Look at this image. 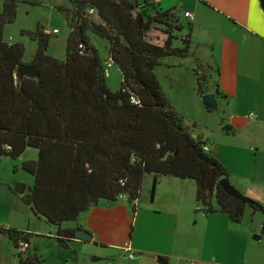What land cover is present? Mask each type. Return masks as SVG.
<instances>
[{"label": "trees", "instance_id": "trees-1", "mask_svg": "<svg viewBox=\"0 0 264 264\" xmlns=\"http://www.w3.org/2000/svg\"><path fill=\"white\" fill-rule=\"evenodd\" d=\"M0 1V158L17 160L36 149L37 159L21 165L34 178L30 191L22 183L13 191L34 216L59 228V243L76 230H60L61 225L76 223L99 201L126 196L135 205L148 174L152 193L161 177L194 181L196 204L226 213L232 224L241 223L247 209L264 216L257 200L243 205L221 190L228 171L206 142L193 137L194 126H187L155 77L162 60L192 56L190 25L185 32L173 11L150 13L137 0H66L69 8H57L69 28L65 59L47 54L51 35L42 28L22 31L37 43L27 65L38 69L39 77L17 79L25 47L3 41L4 27L16 20L17 1ZM157 26L163 27L162 43L150 38ZM89 33L108 42L106 65ZM108 65L121 73L116 91L107 85ZM208 72L200 64L195 70L199 97L208 93ZM0 235L13 246L30 238L2 227Z\"/></svg>", "mask_w": 264, "mask_h": 264}, {"label": "crops", "instance_id": "crops-1", "mask_svg": "<svg viewBox=\"0 0 264 264\" xmlns=\"http://www.w3.org/2000/svg\"><path fill=\"white\" fill-rule=\"evenodd\" d=\"M137 1L140 8L153 5L161 12L173 11L183 26V13L192 15L191 21L185 19L190 25L191 54L208 67L207 94L216 95L219 108L204 111L194 85L196 110L206 117H192L195 121L188 125L194 126L193 134L206 142L214 158L226 168L234 189L264 206L262 0ZM194 57L161 62L160 66L175 69L184 65L191 69ZM157 75L155 71L156 79ZM249 114L255 118L248 119ZM178 180L161 177L160 189H155L147 203L142 202V193L135 205L126 200L99 201L76 223L63 224L60 230L84 229L91 235V242L73 239V244H83L84 252L93 249L91 255L99 262L159 264L157 257L161 256L168 264H264V216L246 210L241 223L232 224L226 213L211 212L196 204L192 180ZM199 208L208 213L196 214ZM4 225L30 234L14 217L11 224L0 226ZM255 235L260 236L259 241L252 238ZM29 241L33 243L30 238ZM130 253L135 254L134 260L128 258Z\"/></svg>", "mask_w": 264, "mask_h": 264}, {"label": "rangeland", "instance_id": "rangeland-1", "mask_svg": "<svg viewBox=\"0 0 264 264\" xmlns=\"http://www.w3.org/2000/svg\"><path fill=\"white\" fill-rule=\"evenodd\" d=\"M16 1V20L13 24H7L4 27L3 41L12 45L18 43L22 44L25 47L23 62L29 63L33 56H35L37 43L32 41L27 35H22L21 32L26 31L28 33H32L35 32L37 28H42L44 32L47 31L50 33L48 35H51V32L56 29L58 32L56 34H52L50 37L47 54L58 59V61H63L66 57L69 28L67 27L68 25L65 19L57 11V8H69L67 1ZM1 8L2 3L0 1V12ZM153 9L156 10L158 8L151 7L147 9V11L151 13ZM181 22L185 24L184 31L186 32V30L189 29L187 24L188 22L185 21V19ZM162 30V26L154 28L150 33V38L153 41L158 40L159 43H162L161 40L165 39V35ZM88 35L90 38V45L99 54L101 62L106 65L109 58L107 51L108 42L95 35H91V33ZM176 37L179 38V34H177ZM178 45L179 43L175 46ZM192 57L194 56L192 55L189 58ZM180 60L182 59L166 58L162 60V62ZM192 63L195 68H191L192 70L190 67H184V65L175 69H170L167 66H159L155 70L158 74V82L167 100L170 101L176 110L179 108L182 115L188 117L185 118L187 126H190L188 124L195 121V118L201 120L204 115L202 112H197L194 103L195 101L192 98L194 85L196 88L195 70L199 64L200 66L204 65H202L203 63L196 57H194ZM106 71L108 72V74H106V81L110 91L118 90L121 83L120 71L115 66H112L109 69L106 68ZM15 77L18 79L17 74ZM200 103H202L201 100ZM201 105L205 107L203 104ZM203 109L205 111L206 107ZM203 117L206 116L204 115ZM36 159L37 151L33 148L26 150L25 153H23V155L17 160H12L8 158V156L0 158V225L5 223L11 224V219L14 217L23 230L29 231V237L33 241V243L31 242L30 244L29 252L21 257L15 253V248L6 236L0 235V264H22L20 260L24 261L29 259H33L32 261L34 262L32 264H104L106 261L94 262L93 255H91L93 249H89V251L84 252L83 244H73V241H70L69 243L67 242V248L59 247L60 243L56 240V233L59 228L49 225L45 221L34 216L30 207L23 204L20 196L14 193L13 190L17 184L22 183L26 186V189L30 188L33 184L34 178L25 173L22 170L21 165H23V162L35 161ZM192 182L195 184L194 181ZM152 185L153 177L148 174L144 178L141 190L143 203H147L152 200L155 189L157 192L160 189L157 184L154 192L152 193ZM247 211L251 212L250 209H247ZM64 225H66V223H64ZM132 230L134 231V227ZM130 232L129 235L131 236ZM27 257L29 258L27 259Z\"/></svg>", "mask_w": 264, "mask_h": 264}, {"label": "water", "instance_id": "water-1", "mask_svg": "<svg viewBox=\"0 0 264 264\" xmlns=\"http://www.w3.org/2000/svg\"><path fill=\"white\" fill-rule=\"evenodd\" d=\"M262 3L264 5V0H262ZM155 15V13H154ZM38 69H36L33 66L27 65V64H21L16 68L15 74H17L18 78H38L39 77V73H38ZM201 101L202 104L206 107L207 110H214L216 111L219 106L217 103V97L216 95H214V93H209V94H205L204 96L201 97ZM228 127H225L224 130H227ZM194 138H197L196 134H193ZM220 188L221 190L227 194V196H230L236 200H239L242 202L243 205L249 204L250 200L249 198L243 196V194H241L240 192H238L236 189H234V187L230 184L229 180L227 179V177L223 178L220 180L219 182ZM30 191V189H28V192ZM196 214L198 213H202V214H207L208 210L205 208H199L195 211ZM261 233H264V223L261 227ZM73 237L75 240H79V241H84V242H91L92 237L90 234H88L87 232H85L84 229L78 228L76 230H74V234ZM254 240L259 241L260 240V236L255 235L252 237ZM59 247L61 248H67L68 244L65 240H63L62 242H60ZM93 261H99L98 258H93ZM157 262L159 264H168L161 256L157 257Z\"/></svg>", "mask_w": 264, "mask_h": 264}, {"label": "built area", "instance_id": "built-area-1", "mask_svg": "<svg viewBox=\"0 0 264 264\" xmlns=\"http://www.w3.org/2000/svg\"><path fill=\"white\" fill-rule=\"evenodd\" d=\"M87 14H89L91 16H95V10L94 9H89V10H87ZM183 16L185 17V19H188L189 21H191L193 19L192 15H190V13H186L185 12V13H183ZM57 32H58L57 30H53L51 33L52 34H56ZM79 48H81V47H79ZM109 67L110 66L108 65V68ZM247 118L250 119V120H252V119L255 118V116L253 114H249L247 116ZM120 200H127V197L126 196H121L120 197ZM0 227L4 228L6 230H8L10 228L8 225H4V226H0ZM30 244L31 243L29 241L27 242V241H24V240L19 239L17 241V244H15V246H14L15 251H16V254L18 256H21V257L23 255L27 254L29 252V250H30ZM128 258L131 259V260H134L135 259V254H131L130 253L128 255ZM113 263L114 262H112V261H107L104 264H113Z\"/></svg>", "mask_w": 264, "mask_h": 264}, {"label": "flooded vegetation", "instance_id": "flooded-vegetation-1", "mask_svg": "<svg viewBox=\"0 0 264 264\" xmlns=\"http://www.w3.org/2000/svg\"><path fill=\"white\" fill-rule=\"evenodd\" d=\"M77 229H78V228H77ZM73 239H74V237H73L72 239H70V240L68 239V241H67V242L69 243L70 241H73Z\"/></svg>", "mask_w": 264, "mask_h": 264}]
</instances>
